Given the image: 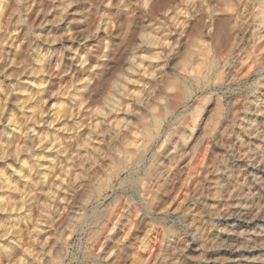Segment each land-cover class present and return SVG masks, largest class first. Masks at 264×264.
<instances>
[{
    "label": "rangeland",
    "instance_id": "rangeland-1",
    "mask_svg": "<svg viewBox=\"0 0 264 264\" xmlns=\"http://www.w3.org/2000/svg\"><path fill=\"white\" fill-rule=\"evenodd\" d=\"M195 3L0 0V264H264V0Z\"/></svg>",
    "mask_w": 264,
    "mask_h": 264
},
{
    "label": "bare ground",
    "instance_id": "bare-ground-1",
    "mask_svg": "<svg viewBox=\"0 0 264 264\" xmlns=\"http://www.w3.org/2000/svg\"><path fill=\"white\" fill-rule=\"evenodd\" d=\"M188 1H193L194 0H185L186 3H188ZM208 4H209V0H197V4L195 3V7H193V12L196 14L198 12L200 18H203L205 16H208L210 12H208L207 10V7H208ZM264 4V3H263ZM261 5V7L259 8V11H258V15H259V18L258 20L255 22L256 24H261L263 25L264 24V5ZM188 6V5H187ZM250 8V7H249ZM227 11H234L235 9L233 8V5H231V3L228 2L227 4ZM225 10V9H224ZM188 11V8H185L184 12ZM226 11V12H227ZM189 12V11H188ZM235 12V11H234ZM239 14V13H238ZM10 31V30H9ZM8 31V32H9ZM194 39V38H193ZM211 39H210V36L208 34H205V32H203L202 28L200 27L198 29V33L196 34L195 36V40H194V44H195V47H196V52L198 53V58H199V61H198V67H201L203 61H204V57H203V53L204 52H207L209 53L210 52V48H211ZM192 48V47H191ZM241 49V48H240ZM240 51V50H239ZM205 54V53H204ZM211 55V54H210ZM250 59V58H249ZM200 69V68H199ZM193 70V69H192ZM201 70V69H200ZM199 70V71H200ZM194 72V71H193ZM241 72V71H240ZM4 90V89H3ZM262 91V90H261ZM81 104V103H80ZM17 115V114H16ZM15 115V116H16ZM259 117V116H258ZM153 120V125L156 127V129H159L162 127V123L163 121L160 120L158 117L156 116H153L152 118ZM259 120V119H258ZM262 121V120H261ZM152 125V124H151ZM253 123L252 122H249V121H246L242 124V128L243 129H252L253 127ZM255 126V125H254ZM258 127V126H257ZM254 128L253 129V132L252 134L256 135V130L257 129ZM150 127L149 126H146L145 127V130L150 133ZM242 131V130H241ZM262 133V132H260ZM244 134V133H243ZM247 137V136H246ZM160 138V137H159ZM249 138V136H248ZM257 138V137H256ZM16 140V139H15ZM264 140V139H263ZM262 141V140H261ZM6 142H9V141H6ZM13 143V142H12ZM18 143V142H17ZM262 143V142H261ZM9 143H7L6 145H8ZM133 144H135V142H133ZM31 146V145H30ZM22 147V146H21ZM256 147V146H255ZM259 146H257V148L255 150H253V152L251 154L248 155V159H249V165L250 166H256L260 163H264V153H259V151L257 150ZM22 152V151H21ZM26 153V152H25ZM18 154V153H17ZM244 159V158H243ZM228 164V163H227ZM247 164V163H246ZM230 165V163H229ZM228 165V166H229ZM54 168V167H53ZM258 168V167H257ZM226 169V168H224ZM221 170L220 171V175H223L224 174V171L225 170ZM261 169V168H260ZM220 181H223V179ZM254 181V180H253ZM262 181V180H261ZM222 184V183H221ZM214 185L215 187H217L219 185V182H214ZM222 187V186H221ZM226 188V187H225ZM36 190V189H35ZM244 190V189H243ZM247 191V190H246ZM231 196L230 193L227 194V197ZM245 198V196H244ZM221 200V199H220ZM227 202V201H226ZM232 203V202H231ZM260 203V202H259ZM19 204V203H18ZM13 206V205H12ZM244 207V204L242 203H236L234 204L232 207H230V209H227L225 212V215H228V216H234V215H237V214H241L242 213V209ZM14 208V207H13ZM25 208V207H24ZM229 208V207H228ZM12 209V208H11ZM251 209V208H250ZM16 210V209H15ZM19 210V209H18ZM246 215V214H245ZM230 218V217H229ZM233 218V217H232ZM231 218V219H232ZM236 219V218H235ZM251 219V218H250ZM249 219V220H250ZM253 219V218H252ZM256 219V218H255ZM234 221V220H233ZM236 222V221H235ZM229 223V222H228ZM26 224V223H25ZM26 226V225H25ZM18 227V226H17ZM198 227V226H196ZM24 228V227H23ZM235 228V227H234ZM256 228V227H255ZM257 229V228H256ZM22 230V229H21ZM247 231V230H246ZM250 232V231H249ZM255 232V235H260L262 230L261 229H257L254 231ZM11 233V232H10ZM21 233V232H20ZM247 233V232H246ZM253 233V232H251ZM233 234V233H232ZM263 234V233H262ZM248 235V234H247ZM232 236V235H231ZM263 236V235H262ZM22 240V238H21ZM19 243V242H18ZM193 243V242H192ZM24 245V244H23ZM26 246V245H25ZM229 246V245H228ZM247 246V245H246ZM250 247V246H249ZM22 248V247H21ZM191 248V246H190ZM192 249V248H191ZM232 249V248H231ZM236 249V248H235ZM247 249V248H246ZM193 250V249H192ZM17 253V252H16ZM14 255V254H13ZM17 255V254H16ZM14 255V256H16ZM21 256V255H20ZM13 257V256H12ZM22 262V258L20 257H17L16 259V262H14L15 264L17 263H20ZM221 263V262H220Z\"/></svg>",
    "mask_w": 264,
    "mask_h": 264
}]
</instances>
